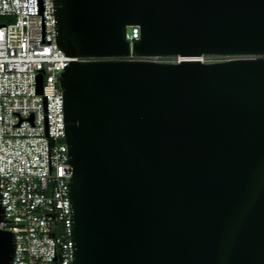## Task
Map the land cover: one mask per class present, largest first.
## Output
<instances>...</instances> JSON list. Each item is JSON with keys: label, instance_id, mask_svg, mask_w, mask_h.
<instances>
[{"label": "water", "instance_id": "1", "mask_svg": "<svg viewBox=\"0 0 264 264\" xmlns=\"http://www.w3.org/2000/svg\"><path fill=\"white\" fill-rule=\"evenodd\" d=\"M54 10L67 56L116 59L63 74L72 264H264V0H54ZM133 26L143 60H121ZM14 253L0 230V264Z\"/></svg>", "mask_w": 264, "mask_h": 264}, {"label": "built area", "instance_id": "2", "mask_svg": "<svg viewBox=\"0 0 264 264\" xmlns=\"http://www.w3.org/2000/svg\"><path fill=\"white\" fill-rule=\"evenodd\" d=\"M139 26L129 27L131 55ZM54 0H0V230L15 238L12 264H72L73 168L68 155L63 74L73 61L57 43ZM202 63L226 62L207 55ZM180 63V57H157ZM41 78V81H40ZM41 86V91H40Z\"/></svg>", "mask_w": 264, "mask_h": 264}, {"label": "bare ground", "instance_id": "3", "mask_svg": "<svg viewBox=\"0 0 264 264\" xmlns=\"http://www.w3.org/2000/svg\"><path fill=\"white\" fill-rule=\"evenodd\" d=\"M180 60H182V58H180ZM200 60H203V58H200Z\"/></svg>", "mask_w": 264, "mask_h": 264}]
</instances>
